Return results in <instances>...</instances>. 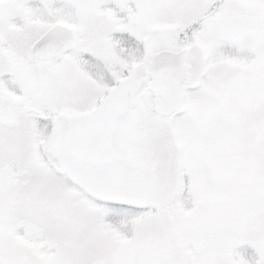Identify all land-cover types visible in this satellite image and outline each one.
<instances>
[{"label": "snow or ice", "instance_id": "6c2138e0", "mask_svg": "<svg viewBox=\"0 0 264 264\" xmlns=\"http://www.w3.org/2000/svg\"><path fill=\"white\" fill-rule=\"evenodd\" d=\"M0 264H264V0H0Z\"/></svg>", "mask_w": 264, "mask_h": 264}]
</instances>
